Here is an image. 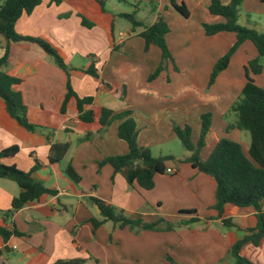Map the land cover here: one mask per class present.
Here are the masks:
<instances>
[{"label":"crops","instance_id":"1","mask_svg":"<svg viewBox=\"0 0 264 264\" xmlns=\"http://www.w3.org/2000/svg\"><path fill=\"white\" fill-rule=\"evenodd\" d=\"M100 1L103 7L95 0H61L57 5L41 0L31 14L15 23L18 34L53 46L66 71L38 46L11 43L7 47L0 36V57L7 53L8 61L2 70L21 80L15 90L22 96L27 118L43 128L30 133L19 127L9 119L0 99V151L19 148L16 156L2 158L0 163L24 172L39 165L33 179L55 191L5 215L19 188L0 178V228L11 234L6 242L0 236V264H172L168 259L175 264H233L229 250L249 236V230L256 232V212L252 207L227 204L219 216L214 209V179L191 163L180 162L190 153L174 127L189 126L196 144L200 116L211 114L199 159L206 160L221 138L240 143L247 154L250 141H245L244 131L226 128L235 121L230 108L245 84V66L258 56L256 49L250 42L243 43L228 68L208 87L213 66L236 41L232 33L204 34L203 23L222 22L208 11L210 0ZM220 1L226 5L230 0ZM172 3L183 4L189 16L183 18ZM133 11L145 26L160 17L169 28L165 41L171 58L152 80L161 50L155 45L145 50L140 37L144 26L133 29L120 16ZM83 19L89 27L82 24ZM238 24L264 33V0H244ZM77 58L83 63H75ZM90 68L94 76L86 73ZM252 78L264 88V70ZM67 84L78 99H92L83 107L92 111V123L79 119L74 97L61 112ZM102 109L129 111L138 145L154 157H172L165 166L177 172L155 175L153 188L143 191L129 185L109 164L98 166L105 158L128 153L127 144L117 136L120 120L104 129L99 125ZM62 143L70 144L66 155L50 164L51 146ZM69 164L80 177L77 185L64 174ZM95 200L125 217L154 224L156 230L119 228L112 222L95 230L90 220L102 219ZM186 211L193 213L182 214ZM226 219L232 227L224 225ZM240 252L252 264H264V237L258 246L244 244Z\"/></svg>","mask_w":264,"mask_h":264},{"label":"trees","instance_id":"2","mask_svg":"<svg viewBox=\"0 0 264 264\" xmlns=\"http://www.w3.org/2000/svg\"><path fill=\"white\" fill-rule=\"evenodd\" d=\"M101 7L103 2L95 0ZM244 0H230L223 5L220 0H210L208 11L211 15L219 16L222 22L215 24L203 23L202 29L207 37L220 33H232L236 41L229 50L220 57L211 71L208 87H211L218 75L226 70L229 62L236 50L245 42H250L257 51V58L247 63L244 68L245 84L240 92L238 99L232 104L230 111L235 115L234 123L227 126L226 131L236 129L247 132L250 136V144L247 154L243 152L242 146L238 142L227 138H221L208 158L204 161L199 159V153L204 147L205 136L211 125V114L200 116V132L196 144L191 141V128L174 127V133L179 139L184 149L190 156L180 162L191 163L199 172L212 177L216 183L214 209L219 216L222 214L225 205L230 204L240 208L252 207L256 212V229L249 230L250 235L236 242L229 250V255L233 264H252L241 255V248L246 243L258 246L264 237V88L257 86L252 78L264 70V33H258L253 29L238 24V10ZM61 0H50L51 4H59ZM125 4L127 1L122 0ZM41 3V0H4L0 5V36L4 38L7 47L11 43H29L38 46L57 67L66 71L67 67L58 52L45 40L18 34L14 27L15 23L24 15H29ZM173 8L183 17L187 18L189 12L183 5L172 3ZM132 26L137 28L144 26L140 37L145 41V50L150 45H155L161 50V63L157 70L150 75L149 79H154L163 69L164 63L171 57L166 45L165 36L169 32L167 23L163 18H158L151 26H145L136 18V12L120 15ZM82 24L89 27L86 20ZM263 59V62L261 60ZM8 64L7 53L0 57V99L5 105V111L9 119L13 120L19 127L27 132L36 133L43 128L29 122L27 118V108L23 102L20 92L15 90V86L21 80L6 73L4 69ZM95 71L90 68L86 71L88 75L94 76ZM76 99L78 117L82 122L92 123L94 116L92 111L83 110L84 106L91 104L92 99H78L67 84V94L65 95L61 112L65 111L69 99ZM120 120L117 128V136L124 141L128 147L125 155L108 157L99 162L98 166L109 164L114 173L124 176L126 182L143 191H148L154 186V177L157 174H164L166 162L172 157H154L148 148L140 147L137 143V128L135 121L130 116L129 111L114 113L108 109H102L99 117V125L104 129L115 121ZM91 134H87L86 139H90ZM69 143L55 144L50 148V164L59 163L63 160L68 149ZM19 152L18 146H11L0 151V159L12 158ZM39 165L34 166L29 172L18 169L15 165H3L0 163V178L7 179L19 188V194L13 198L11 209L5 215L18 211L28 203L37 201L43 195H54L55 191L47 189L42 183L32 177ZM65 176L75 185L79 184L80 177L71 164L64 169ZM101 212V220L91 219L90 222L96 230L105 222H112L119 228L141 227L144 230H156V225L143 223L138 219L125 217L122 212L114 207L107 206L99 200H95ZM192 211L182 212V214H192ZM224 225L232 227L230 220H224ZM167 231L171 230L166 227ZM16 234V233H14ZM10 233L0 228V236L3 241H8ZM175 264L171 259H168Z\"/></svg>","mask_w":264,"mask_h":264},{"label":"rangeland","instance_id":"3","mask_svg":"<svg viewBox=\"0 0 264 264\" xmlns=\"http://www.w3.org/2000/svg\"><path fill=\"white\" fill-rule=\"evenodd\" d=\"M84 60H86V59L84 58ZM81 62L83 63V61L81 60V58H77L75 60V63H80L81 64ZM243 135H244L245 141H250V136H249V134L247 132H243Z\"/></svg>","mask_w":264,"mask_h":264},{"label":"built area","instance_id":"4","mask_svg":"<svg viewBox=\"0 0 264 264\" xmlns=\"http://www.w3.org/2000/svg\"><path fill=\"white\" fill-rule=\"evenodd\" d=\"M165 172H166L167 174H174V173L177 172V170H175V169H166Z\"/></svg>","mask_w":264,"mask_h":264}]
</instances>
